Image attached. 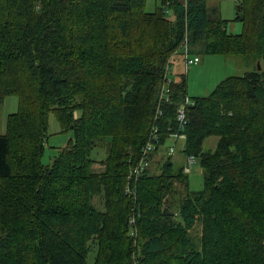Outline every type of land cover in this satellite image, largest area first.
Returning a JSON list of instances; mask_svg holds the SVG:
<instances>
[{
    "label": "trees",
    "instance_id": "trees-1",
    "mask_svg": "<svg viewBox=\"0 0 264 264\" xmlns=\"http://www.w3.org/2000/svg\"><path fill=\"white\" fill-rule=\"evenodd\" d=\"M206 1L160 0L147 13L145 0H0V106L18 99L0 134V264H90L92 244L98 255L109 250L93 264H264V71L228 77L191 99L181 153L197 159L201 191L189 192L182 167L160 146L152 160H164L157 174L152 164L142 174L135 204L121 192L147 140L169 55L185 44L194 57L264 59V0L235 6L240 34H228ZM186 86L180 75L161 106V145L177 128ZM55 112L72 139L43 166ZM211 136L215 148L204 151ZM98 145L107 156L94 172ZM176 185L185 190L177 207L168 198ZM98 188L108 195L106 213L89 202ZM130 215L136 243L126 235Z\"/></svg>",
    "mask_w": 264,
    "mask_h": 264
},
{
    "label": "rangeland",
    "instance_id": "rangeland-1",
    "mask_svg": "<svg viewBox=\"0 0 264 264\" xmlns=\"http://www.w3.org/2000/svg\"><path fill=\"white\" fill-rule=\"evenodd\" d=\"M240 0H207L206 6L208 9L216 8L219 16L223 20H227L226 31L229 34H240L243 32V26L239 22L232 21L235 17V6L238 4ZM185 2V0H183ZM160 6V0H145L144 10L147 13H152L155 11L157 7ZM169 20L172 19V12L168 10L167 12ZM232 26L233 32L231 30ZM136 52L133 55H137L139 53L137 48H133ZM139 49H144L143 46H139ZM138 51V52H137ZM121 53V51H120ZM122 54V53H121ZM125 55V54H122ZM127 55V54H126ZM132 55V54H128ZM188 56V57H187ZM187 57L188 59L194 58V56H190L188 54V48L186 50H177L175 53H172L168 56L164 64V70L161 77V82L158 86L157 98H156V107L159 106V99L162 94V90L164 88V73L167 66H171V71L167 75V78L171 82H175L178 80L180 75H185L186 78V92L187 97L185 99H193V98H203L209 95L213 89L224 79L228 77H240L246 73L253 72V68H257L259 66V70L264 71V59L256 60L253 58H244L242 56H218V55H199V63L194 66H189L185 68V63L183 59ZM170 63V64H169ZM258 70V71H259ZM171 94V89H169ZM18 110V99L16 96H8L4 99L2 105L0 106V134H5L7 118L9 115L16 113ZM161 110V109H160ZM72 139V134L68 130H64L63 127L57 120L56 112L50 113L48 115V124L46 129V138L44 140V149L42 153V157L40 159V163L43 166L50 165L56 156L57 152L65 148L69 141ZM218 138L211 136L205 139L203 143L204 151H212L215 148L216 142ZM168 144V141L166 142ZM105 146L98 145L91 153V159L95 161L92 165V170L94 172H100L103 170V165L101 162H104L107 152ZM182 146L177 144V150L173 157H171V161L174 163V169L177 170L179 167L184 165L186 160L185 155L181 153ZM163 152V151H162ZM164 160L163 153H159L154 156L152 160V156L149 159V164L151 166V173L157 174L159 170V164H161ZM196 164L191 167L190 173L187 174V182H188V190L189 192H198L203 189V175L202 170L197 164V159L195 158ZM131 171L128 168L127 173L124 175V182L121 188V192L123 197L126 200L132 199L135 204L137 198V188L136 194L130 196L126 194L128 185V177ZM140 181V180H139ZM138 181V182H139ZM99 186V185H98ZM175 195L169 196V200H171L175 207L178 206L179 201L185 196V190L183 186L176 185L175 186ZM103 189L98 188V192L93 194L89 200L90 204L99 212L106 213V203L108 199V195L104 193ZM114 202L110 201V205ZM133 210V209H132ZM134 221L136 222V218L133 215H130L128 218V230L126 235L136 243L137 238V229L134 227ZM201 234V228L199 224L193 228L190 232V235L198 241ZM136 236V237H135ZM135 237V239H133ZM109 242V241H108ZM109 244V243H108ZM91 251L87 256V262L93 264L96 261L97 256L103 255L109 250H101L98 255L97 248L95 244H92ZM103 253V254H101ZM106 256H109L107 254ZM100 264V260L98 261Z\"/></svg>",
    "mask_w": 264,
    "mask_h": 264
},
{
    "label": "built area",
    "instance_id": "built-area-1",
    "mask_svg": "<svg viewBox=\"0 0 264 264\" xmlns=\"http://www.w3.org/2000/svg\"><path fill=\"white\" fill-rule=\"evenodd\" d=\"M168 12V11H167ZM185 44L182 46L183 50H186ZM188 57V56H187ZM185 57L183 59L185 63V68L189 66L197 65L199 62L198 57H194L192 59H188ZM170 64V63H169ZM171 71V66H167L165 69V75H164V88L162 90V94L159 99V106L155 108V114L152 120V123L150 125L149 134L147 137L146 142L144 143L143 147L140 151L139 159L132 165L131 171L128 177V185L126 194L132 195L136 194V188L138 181L141 179L142 174L145 172V170L149 167V159L153 153L156 152L158 147L165 146V151L168 156H173L176 153L177 150V144L184 143L186 140L185 130L187 125V119H186V110L189 106H192L193 102L192 100L185 99L182 104L179 105V107L176 110V122H177V128L176 129H168L169 134L167 135V140H169V144L167 145H161V134L160 129L158 125V120L161 117L162 111L161 106L164 103L169 102L170 98V92L169 89H171V85L173 82H171L167 75ZM196 164L195 158L193 156L186 157L185 165L182 167V171L184 174H189L190 169L192 166Z\"/></svg>",
    "mask_w": 264,
    "mask_h": 264
},
{
    "label": "crops",
    "instance_id": "crops-1",
    "mask_svg": "<svg viewBox=\"0 0 264 264\" xmlns=\"http://www.w3.org/2000/svg\"><path fill=\"white\" fill-rule=\"evenodd\" d=\"M233 28H234V27L232 26V28H231L232 32H233ZM231 34H232V33H231ZM198 63H199V62H198ZM167 141H168V144H169V140L166 139V142H167ZM166 142H165L164 145H167ZM180 145L183 147V143H181ZM162 148H165V146H163ZM174 155H175V154H174ZM174 155H173V156H174ZM173 156H171V157H173ZM184 165H185V162H184ZM184 165H183V166H184ZM183 166H181V167H183Z\"/></svg>",
    "mask_w": 264,
    "mask_h": 264
},
{
    "label": "water",
    "instance_id": "water-1",
    "mask_svg": "<svg viewBox=\"0 0 264 264\" xmlns=\"http://www.w3.org/2000/svg\"><path fill=\"white\" fill-rule=\"evenodd\" d=\"M259 69H260L259 66H258L257 68L254 67V68H253V71H255V70H259Z\"/></svg>",
    "mask_w": 264,
    "mask_h": 264
}]
</instances>
